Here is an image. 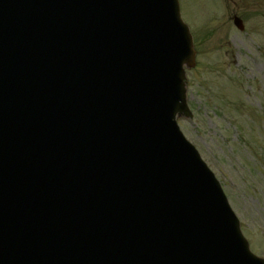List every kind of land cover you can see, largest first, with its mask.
<instances>
[{
	"label": "water",
	"instance_id": "1",
	"mask_svg": "<svg viewBox=\"0 0 264 264\" xmlns=\"http://www.w3.org/2000/svg\"><path fill=\"white\" fill-rule=\"evenodd\" d=\"M135 8H144L142 17L151 22H158L160 13L164 15L163 23L171 24L173 33L181 39L173 42V53H170V39L166 38L163 43L153 28L141 21ZM74 18L86 21L100 35L101 68L81 81L70 80L66 73V80L59 75V81L52 82V75L45 73L47 78L34 85L36 88L16 79L4 80L0 85V124L3 121L10 129L9 134L0 126V149L10 154L0 155V198L17 201L11 208L13 227L5 235H11V241L25 244V252L17 250L6 243L4 236L0 262L199 264L191 251L194 246L207 242L197 224L202 221L199 213L204 216V201L202 193L188 180L179 177L180 173L187 174L186 178L190 173L194 175L218 205L223 206V201L215 193L214 181L210 180L205 165L196 154H187V146L181 143L179 133L175 143L165 144L169 132H173L171 125L175 112L185 110L181 65L184 62L191 64L194 58L192 36L181 21L178 0H0L1 55L18 56L12 63L15 71L25 70L31 62V68L55 63L61 55L48 32ZM157 40L160 52H153ZM184 45L189 50L185 57L179 52ZM105 55L110 59H103ZM167 71L175 79L173 88L175 91L179 88L178 94L183 100L176 107L168 95L163 102L159 96L149 97L156 92V88L152 91L150 77L165 78ZM32 76L33 80L39 78L37 74ZM64 98L69 103L60 101ZM146 100H151L154 112L148 113L150 118L146 117L144 124L155 131L147 153L137 154L145 160V165L112 181L103 175V171L118 163L119 150L130 155L126 149L130 144L136 147V140L125 136L119 146L116 136L113 141V134L89 143H86L87 139L77 137L81 135L79 129L83 127L84 111L89 112L84 104L93 103L92 108L114 115L116 125L128 127L139 123L135 118L143 115L141 111ZM58 109L65 113L59 115ZM113 133L115 135V131ZM104 158L113 163L106 164ZM7 168L11 169L10 174H6ZM160 180L164 188L157 200L165 212H169L166 222L172 224L163 228L162 235L177 251L168 248L162 239L151 236L159 235L161 230L153 225L155 220L147 209L143 216L127 204L117 207L118 215L123 214L120 219L106 215L102 222L94 223L83 222L84 217L78 216L57 230H51L45 221L46 213L58 215L67 210V206L58 201L64 199L65 190L75 196L105 195L103 204L106 210H111L116 196L123 201L129 196L136 202L145 203L146 198L136 195L133 188L156 187ZM47 189L55 190L56 194L47 193ZM188 209H193L195 215L189 216L185 212L175 219L178 213ZM222 218L227 231L238 228L227 212ZM241 243L239 241L238 245ZM245 245L240 253V264H264V260L249 253L247 242ZM196 248L201 249V246ZM182 256V263L179 259L172 262ZM198 259L205 262L201 257ZM210 261L216 264L221 259L214 255Z\"/></svg>",
	"mask_w": 264,
	"mask_h": 264
},
{
	"label": "rangeland",
	"instance_id": "2",
	"mask_svg": "<svg viewBox=\"0 0 264 264\" xmlns=\"http://www.w3.org/2000/svg\"><path fill=\"white\" fill-rule=\"evenodd\" d=\"M180 3L194 32L197 65L186 78L193 116L178 121L221 180L252 249L264 256V179L253 176L264 168L237 153L243 131L256 128L264 145V0ZM234 14L244 19L245 31L234 26Z\"/></svg>",
	"mask_w": 264,
	"mask_h": 264
}]
</instances>
